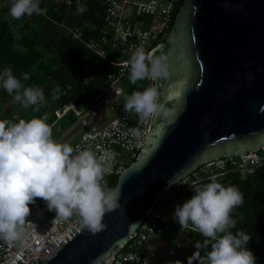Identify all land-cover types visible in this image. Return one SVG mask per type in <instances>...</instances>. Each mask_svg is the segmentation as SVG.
<instances>
[{"label": "water", "instance_id": "95a60500", "mask_svg": "<svg viewBox=\"0 0 264 264\" xmlns=\"http://www.w3.org/2000/svg\"><path fill=\"white\" fill-rule=\"evenodd\" d=\"M168 76L153 80L160 112L119 176L104 230L82 228L47 262L96 264L127 241L159 196L199 164L264 145V0H184L165 41ZM161 121V125L156 122Z\"/></svg>", "mask_w": 264, "mask_h": 264}, {"label": "clouds", "instance_id": "9594fccd", "mask_svg": "<svg viewBox=\"0 0 264 264\" xmlns=\"http://www.w3.org/2000/svg\"><path fill=\"white\" fill-rule=\"evenodd\" d=\"M45 12L39 0H10L9 15L13 19ZM127 64L133 85L169 74L164 59L147 57L143 48H138ZM21 76L24 81L30 78L27 72ZM0 88L23 109L39 111L47 103L42 89L25 86L11 67L0 71ZM60 94L57 85L51 97L57 100ZM123 107L142 121L154 117L160 112L158 91L149 87L133 92L125 97ZM47 119L45 113L43 117L18 122L0 120V240L9 245H25L29 205L37 198L46 203L49 211H55L54 220L77 215L82 227L93 234L106 227L102 222L105 214L120 206L118 189L102 183L111 172L113 157H98L89 149L77 151L67 143L56 142ZM130 132L139 135L137 129ZM192 191L194 195L177 205L173 215L182 229L191 227L204 237L202 243H196L197 252L189 258V264L194 259L199 264H256V257L247 248L251 235L231 231L237 224L233 212L243 204L239 189L225 187L213 176L209 183L193 186ZM208 248L201 256L200 250Z\"/></svg>", "mask_w": 264, "mask_h": 264}, {"label": "built area", "instance_id": "2783aa9c", "mask_svg": "<svg viewBox=\"0 0 264 264\" xmlns=\"http://www.w3.org/2000/svg\"><path fill=\"white\" fill-rule=\"evenodd\" d=\"M104 7V27L97 31V36L83 43L103 61L110 64L115 74L109 77V83L99 90V96L91 102V106L107 93L113 85L129 70L127 61L138 48L147 54L160 45L169 34L172 15L180 0H101ZM71 39H78L77 31L67 29ZM149 62V61H146ZM154 87L149 79L147 88ZM119 88H112L111 98L119 96ZM97 110H91L87 118L94 119V125L80 134L72 146L75 150L89 149L98 157L112 156L111 172L103 177L102 183L109 187V181L117 178L137 158L142 149L145 136L149 131L150 118L140 120L135 112H126L123 106L117 110L116 116L109 121L98 118V112L108 104L109 100ZM76 114L74 106L67 107ZM54 119L60 118L57 113ZM83 121L82 125L86 123ZM10 121H19L13 114ZM131 129L139 131L138 136L131 134ZM264 166V145L255 152L239 156L210 160L199 164L188 174L172 183L158 202L182 205L188 190L203 181H210L215 176L223 182L228 174H236L240 178L253 175ZM154 204V206H155ZM151 208L138 226L136 233L130 234L127 241L115 246L109 255L96 264H155L162 258H174L183 246L185 231L170 215ZM30 215L25 224L26 243L23 247L9 245L0 240V264H35L47 262L60 250L61 244L70 241L83 228L77 215L67 219H56L55 211H49L46 203L37 198L29 205ZM174 223L179 231L173 239L163 238V225ZM145 245L148 246L144 252Z\"/></svg>", "mask_w": 264, "mask_h": 264}, {"label": "trees", "instance_id": "16d2710c", "mask_svg": "<svg viewBox=\"0 0 264 264\" xmlns=\"http://www.w3.org/2000/svg\"><path fill=\"white\" fill-rule=\"evenodd\" d=\"M180 0L172 15L183 5ZM43 15L33 14L16 20L10 17V0H0V71L11 67L17 78L27 87L42 89L47 103L35 111L23 109L19 103H13L10 97L9 107H2L0 120H10L14 113L20 119L40 118L47 113V123L52 125L54 114L62 113L66 107L74 106L82 112L91 106L99 96L101 87L109 83V77L115 74L114 68L96 54L88 50L83 43L97 36V31L104 27V7L101 0H39ZM67 29L77 31L78 39H71ZM165 40L162 41V43ZM27 72L29 79L24 81L21 73ZM59 85V99L53 100L51 93ZM2 94H8L0 88ZM9 95V94H8ZM5 115V117H4ZM18 122V121H17ZM118 177L109 181V188L115 187ZM203 181L198 185L209 183ZM218 182V181H217ZM225 187L235 186L243 194V204L233 212L237 221L231 229L245 231L251 235L247 248L256 257V264H264V166L253 175L240 178L228 174L223 182ZM194 195L188 190L184 202ZM163 227V238L173 239L179 231L178 225L168 223ZM204 237L191 227L185 231V240L177 251L171 264H189V258L197 252V242ZM208 249L200 250L202 256ZM192 264H199L193 260Z\"/></svg>", "mask_w": 264, "mask_h": 264}, {"label": "rangeland", "instance_id": "374dc122", "mask_svg": "<svg viewBox=\"0 0 264 264\" xmlns=\"http://www.w3.org/2000/svg\"><path fill=\"white\" fill-rule=\"evenodd\" d=\"M149 79L137 81L135 85H133L129 80V71L125 73L122 77L118 79V81L113 85L112 88H119L121 94L119 96L111 98L112 88L105 93L101 98L94 103L93 106H90L86 110L82 111L80 114H76L73 110L65 108V110L57 111L56 113L60 115V118L55 120L51 125L53 129V139L58 143H67L70 146H73L77 141V138L80 134L84 133L90 126L94 125V119L87 120L91 110H97L102 104L104 100L111 98L107 105H105L99 112L98 118H105L106 121L111 120L116 116L117 110L120 106H123L125 103V97L131 95L136 91H143L147 88ZM10 97L8 94H2L0 92V111L4 109L3 107H9ZM3 105V107H2ZM3 113H0V118ZM17 114V113H14ZM5 117V115H4ZM86 123L82 126L83 121ZM10 121V120H9ZM176 205L173 203H161L158 202L155 204L154 209L160 211L164 215H170L173 217ZM148 246L145 245L144 252H147ZM173 258H162V260H158L155 264H171Z\"/></svg>", "mask_w": 264, "mask_h": 264}, {"label": "flooded vegetation", "instance_id": "af4514ba", "mask_svg": "<svg viewBox=\"0 0 264 264\" xmlns=\"http://www.w3.org/2000/svg\"><path fill=\"white\" fill-rule=\"evenodd\" d=\"M178 14V13H177ZM177 14L175 15V18H174V20L176 19V16H177ZM174 23V22H173ZM158 125H161V121H158V122H156Z\"/></svg>", "mask_w": 264, "mask_h": 264}]
</instances>
